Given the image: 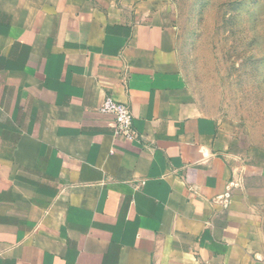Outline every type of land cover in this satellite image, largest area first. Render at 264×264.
<instances>
[{
	"label": "crops",
	"instance_id": "0c3cea01",
	"mask_svg": "<svg viewBox=\"0 0 264 264\" xmlns=\"http://www.w3.org/2000/svg\"><path fill=\"white\" fill-rule=\"evenodd\" d=\"M181 52L154 0H0V264H264V166L230 156Z\"/></svg>",
	"mask_w": 264,
	"mask_h": 264
},
{
	"label": "rangeland",
	"instance_id": "374dc122",
	"mask_svg": "<svg viewBox=\"0 0 264 264\" xmlns=\"http://www.w3.org/2000/svg\"><path fill=\"white\" fill-rule=\"evenodd\" d=\"M154 2L180 31L188 83L221 120L230 156L264 166V0ZM249 185L264 214V179L252 177Z\"/></svg>",
	"mask_w": 264,
	"mask_h": 264
},
{
	"label": "built area",
	"instance_id": "2783aa9c",
	"mask_svg": "<svg viewBox=\"0 0 264 264\" xmlns=\"http://www.w3.org/2000/svg\"><path fill=\"white\" fill-rule=\"evenodd\" d=\"M100 111L104 114H111L115 117L116 136L123 137L130 141L136 139L137 136L135 135L133 126L134 118L129 106L117 101L112 96H107L100 107Z\"/></svg>",
	"mask_w": 264,
	"mask_h": 264
}]
</instances>
